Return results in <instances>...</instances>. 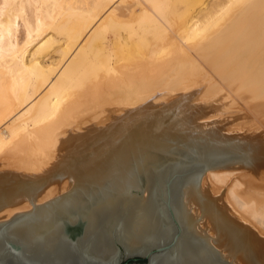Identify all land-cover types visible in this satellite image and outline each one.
Wrapping results in <instances>:
<instances>
[{"label":"water","instance_id":"obj_1","mask_svg":"<svg viewBox=\"0 0 264 264\" xmlns=\"http://www.w3.org/2000/svg\"><path fill=\"white\" fill-rule=\"evenodd\" d=\"M46 157L0 158V264H264L207 171L264 183V129L192 55L106 93Z\"/></svg>","mask_w":264,"mask_h":264},{"label":"bare ground","instance_id":"obj_2","mask_svg":"<svg viewBox=\"0 0 264 264\" xmlns=\"http://www.w3.org/2000/svg\"><path fill=\"white\" fill-rule=\"evenodd\" d=\"M182 55L264 129V0H0V158L50 155L71 118ZM207 177L233 178L229 205L264 237V183Z\"/></svg>","mask_w":264,"mask_h":264}]
</instances>
